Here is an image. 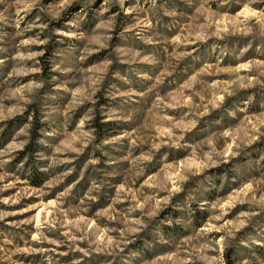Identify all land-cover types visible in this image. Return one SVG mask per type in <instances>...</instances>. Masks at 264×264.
Returning a JSON list of instances; mask_svg holds the SVG:
<instances>
[{
  "label": "rangeland",
  "instance_id": "1",
  "mask_svg": "<svg viewBox=\"0 0 264 264\" xmlns=\"http://www.w3.org/2000/svg\"><path fill=\"white\" fill-rule=\"evenodd\" d=\"M0 264H264V0H0Z\"/></svg>",
  "mask_w": 264,
  "mask_h": 264
},
{
  "label": "trees",
  "instance_id": "2",
  "mask_svg": "<svg viewBox=\"0 0 264 264\" xmlns=\"http://www.w3.org/2000/svg\"><path fill=\"white\" fill-rule=\"evenodd\" d=\"M35 121H33V127L30 131L31 136L29 142L24 146V148L18 152V158L20 162H23L24 168H26L28 171H30V176L28 177V180L30 181L31 185L37 186L40 183L39 179V172L37 170V167L34 165L35 161V154L37 152L36 150V140L38 138L37 131L39 130V122L36 118H34Z\"/></svg>",
  "mask_w": 264,
  "mask_h": 264
}]
</instances>
